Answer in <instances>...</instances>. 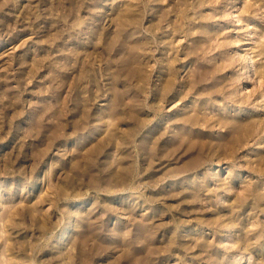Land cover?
<instances>
[{
	"label": "rangeland",
	"instance_id": "obj_1",
	"mask_svg": "<svg viewBox=\"0 0 264 264\" xmlns=\"http://www.w3.org/2000/svg\"><path fill=\"white\" fill-rule=\"evenodd\" d=\"M263 109L264 0H0V264H264Z\"/></svg>",
	"mask_w": 264,
	"mask_h": 264
},
{
	"label": "bare ground",
	"instance_id": "obj_2",
	"mask_svg": "<svg viewBox=\"0 0 264 264\" xmlns=\"http://www.w3.org/2000/svg\"><path fill=\"white\" fill-rule=\"evenodd\" d=\"M251 96V95H250ZM264 114V109L262 110ZM217 123L228 128V135L224 139L217 140L212 146H228L233 152L250 141L264 142V115L258 118L239 116L228 118L225 114H218ZM260 160H264L263 154H258ZM65 231L63 232V234Z\"/></svg>",
	"mask_w": 264,
	"mask_h": 264
}]
</instances>
